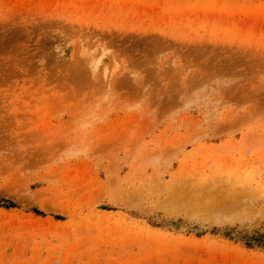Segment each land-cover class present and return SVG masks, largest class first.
Instances as JSON below:
<instances>
[{
  "label": "rangeland",
  "instance_id": "rangeland-1",
  "mask_svg": "<svg viewBox=\"0 0 264 264\" xmlns=\"http://www.w3.org/2000/svg\"><path fill=\"white\" fill-rule=\"evenodd\" d=\"M227 226L264 231V0H0V264H264Z\"/></svg>",
  "mask_w": 264,
  "mask_h": 264
},
{
  "label": "trees",
  "instance_id": "trees-1",
  "mask_svg": "<svg viewBox=\"0 0 264 264\" xmlns=\"http://www.w3.org/2000/svg\"><path fill=\"white\" fill-rule=\"evenodd\" d=\"M16 206L15 203L10 202L7 207H14ZM35 211L40 214L41 211L35 209ZM224 236L230 240H235L238 242L243 243L245 246L250 248H261L264 249V231L262 230H255L251 233L245 232L241 233L236 237L234 235L233 227L227 226L224 231Z\"/></svg>",
  "mask_w": 264,
  "mask_h": 264
}]
</instances>
